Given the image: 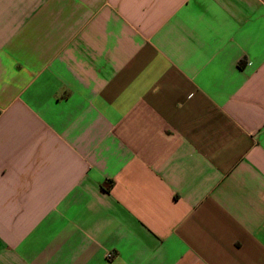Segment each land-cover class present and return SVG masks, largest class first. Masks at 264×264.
I'll return each instance as SVG.
<instances>
[{"label": "crops", "instance_id": "0c3cea01", "mask_svg": "<svg viewBox=\"0 0 264 264\" xmlns=\"http://www.w3.org/2000/svg\"><path fill=\"white\" fill-rule=\"evenodd\" d=\"M0 264H264V0H0Z\"/></svg>", "mask_w": 264, "mask_h": 264}, {"label": "built area", "instance_id": "2783aa9c", "mask_svg": "<svg viewBox=\"0 0 264 264\" xmlns=\"http://www.w3.org/2000/svg\"><path fill=\"white\" fill-rule=\"evenodd\" d=\"M107 257H108V258L111 257V254H108Z\"/></svg>", "mask_w": 264, "mask_h": 264}]
</instances>
